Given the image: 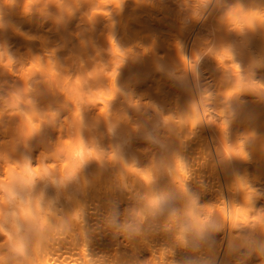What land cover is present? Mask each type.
Masks as SVG:
<instances>
[{"label": "bare ground", "instance_id": "1", "mask_svg": "<svg viewBox=\"0 0 264 264\" xmlns=\"http://www.w3.org/2000/svg\"><path fill=\"white\" fill-rule=\"evenodd\" d=\"M98 4L0 0V264H264V90L248 87L264 85V23L227 22L264 0ZM49 61L55 77H21ZM77 144L100 159L80 165ZM221 206L244 217L206 211Z\"/></svg>", "mask_w": 264, "mask_h": 264}, {"label": "snow or ice", "instance_id": "2", "mask_svg": "<svg viewBox=\"0 0 264 264\" xmlns=\"http://www.w3.org/2000/svg\"><path fill=\"white\" fill-rule=\"evenodd\" d=\"M111 3L114 7H119V0H99V4L98 7L93 11V16L99 14V15H103V16H107L108 13L106 11H103V8L106 4ZM254 20H259L262 23H264V12H252V11H248L245 12L240 6H236L234 8H232L231 10L228 11L227 13V22L229 23V25L235 29V30H239L241 27L243 26H251ZM112 52L115 56L119 57L121 56V53L119 52V50L116 48L115 44L113 43L112 45ZM227 54L224 53L220 56V59H223ZM11 62L9 61V64ZM115 66L119 67V61H115ZM33 71L35 72H40L41 74H44L46 76L49 77H55L56 73L53 70L52 67V63L51 61L48 62V64L45 67H40L38 62H34L32 63L28 68L23 69V71L20 73L21 77L24 79H28L30 77V74L33 73ZM90 77H94L96 75L95 72L90 73L89 74ZM116 71L115 68L107 73V77L110 81H112L114 83L115 78H116ZM65 84L68 83V80L65 79L64 81ZM77 87L72 89L71 91L73 92V102H77V101H81L83 100L85 97L83 95V93L79 90V85H80V81L77 80L76 82ZM248 87L252 90L255 89H260V90H264V85H256V84H250L248 85ZM240 89L239 87L233 89V91L229 92V95L231 96L233 93L238 92ZM97 96L99 97V100L101 103H103L106 100H111L112 99V95L109 92V94L105 95L104 93H98ZM88 102L90 103H95L97 102V98L96 97H88ZM106 107H101L100 108V112L101 114H104L106 112ZM78 115V113H77ZM32 121V115L31 114H25L24 115V124L25 127L28 130V133L30 134L31 131L34 129V125H32L31 123ZM196 124V121L193 120L192 121V126L194 127ZM220 129L222 131L226 130V125L224 124H220ZM64 144V148H61L60 151H64L65 149H71L72 145H73V141L72 140H65L63 142ZM225 153L229 156L231 155H240L243 156V152L240 151V146L238 145L235 149L228 147L227 143H225ZM75 154L79 157V164L82 165L84 162H86L88 159H97L99 160L100 157L97 155V153L95 151H87L85 152V150L79 145L77 144L76 146V150H75ZM50 167H54L50 166ZM64 168H67L68 165L67 163H65L63 165ZM14 170L13 168L8 169V171H12ZM42 169L40 167H37L35 169L33 168H29L27 165H25L24 169L22 170V172L27 175L28 173H35L36 175L41 174ZM46 171V169H45ZM131 172L139 175L144 181H149L150 177L147 171H142V172H137L136 169H130ZM169 172L175 171L177 173H180L182 176L184 175V171H183V165L180 163L179 160H177L175 162V166L174 168L168 169ZM30 183V181H29ZM183 187V185L181 184V188ZM253 193L251 191H248L246 196H245V200L249 201L252 197ZM152 206H155V201L151 202ZM207 213L209 215H211L214 211L218 212L221 216H223L225 219L231 218L233 221L241 219L244 217V213L245 210L243 208H233L231 213L229 214L226 209L221 206V207H214V208H208ZM29 215V213L25 212V216ZM245 223H247V220H244ZM254 224H258L261 226V228H264V214L258 215L257 217L254 218L253 220ZM11 239V238H9ZM177 239H179V237H177ZM163 255V254H161ZM46 264H51V262H46Z\"/></svg>", "mask_w": 264, "mask_h": 264}, {"label": "clouds", "instance_id": "3", "mask_svg": "<svg viewBox=\"0 0 264 264\" xmlns=\"http://www.w3.org/2000/svg\"><path fill=\"white\" fill-rule=\"evenodd\" d=\"M26 165H27V163H26ZM164 209H163V206L160 208V211H163ZM155 214V213H154ZM65 227H67V222H65ZM129 230L130 231H135L136 229H135V227L134 226H129ZM262 253H264V249H262Z\"/></svg>", "mask_w": 264, "mask_h": 264}]
</instances>
